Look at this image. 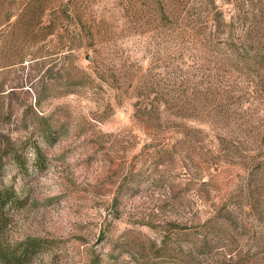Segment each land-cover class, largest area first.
<instances>
[{
    "label": "rangeland",
    "instance_id": "obj_1",
    "mask_svg": "<svg viewBox=\"0 0 264 264\" xmlns=\"http://www.w3.org/2000/svg\"><path fill=\"white\" fill-rule=\"evenodd\" d=\"M55 3L72 14L48 37L0 26V138L21 159L0 184L23 201L4 247L44 240L29 264H264V0Z\"/></svg>",
    "mask_w": 264,
    "mask_h": 264
},
{
    "label": "trees",
    "instance_id": "obj_2",
    "mask_svg": "<svg viewBox=\"0 0 264 264\" xmlns=\"http://www.w3.org/2000/svg\"><path fill=\"white\" fill-rule=\"evenodd\" d=\"M51 5L52 0H26L23 9L15 13L2 11L0 9V26L4 22L11 26L14 31H21V29H23L28 35H31L33 39L38 38L41 34H43L44 37H48L54 34L57 29L60 30L61 24H63L65 19L71 18L72 14V10L68 3L63 5L55 3L53 7H50ZM12 18L15 19L10 22ZM32 44L29 52L31 56H35L37 51L35 50V44L33 42ZM64 50L63 48V51ZM68 50V52L65 50L66 52L62 51V53H68L74 57L72 54L73 49L71 50L68 48ZM4 140L6 139L0 138V165H3L5 159L20 164L21 159L18 151L13 149L8 143H5ZM22 205L23 201L14 188L0 184V253L6 258L8 255V260L14 264L31 263V259L35 255L43 252L45 247L48 246L42 239H29L22 244L16 245L14 249L4 247V236L13 220L14 213H16Z\"/></svg>",
    "mask_w": 264,
    "mask_h": 264
},
{
    "label": "water",
    "instance_id": "obj_3",
    "mask_svg": "<svg viewBox=\"0 0 264 264\" xmlns=\"http://www.w3.org/2000/svg\"><path fill=\"white\" fill-rule=\"evenodd\" d=\"M87 59H88V60H91V58H90L89 56L87 57Z\"/></svg>",
    "mask_w": 264,
    "mask_h": 264
}]
</instances>
